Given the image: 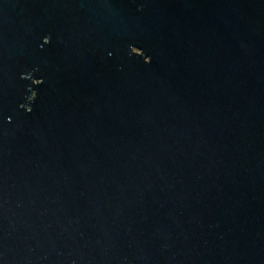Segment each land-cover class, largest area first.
Returning <instances> with one entry per match:
<instances>
[{
  "label": "water",
  "instance_id": "1",
  "mask_svg": "<svg viewBox=\"0 0 264 264\" xmlns=\"http://www.w3.org/2000/svg\"><path fill=\"white\" fill-rule=\"evenodd\" d=\"M0 264H264V0H0Z\"/></svg>",
  "mask_w": 264,
  "mask_h": 264
}]
</instances>
